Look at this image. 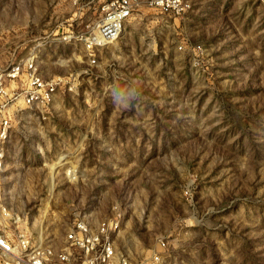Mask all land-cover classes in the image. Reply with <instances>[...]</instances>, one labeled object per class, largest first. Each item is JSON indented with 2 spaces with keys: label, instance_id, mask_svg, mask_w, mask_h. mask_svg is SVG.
I'll return each instance as SVG.
<instances>
[{
  "label": "rangeland",
  "instance_id": "374dc122",
  "mask_svg": "<svg viewBox=\"0 0 264 264\" xmlns=\"http://www.w3.org/2000/svg\"><path fill=\"white\" fill-rule=\"evenodd\" d=\"M101 2L0 0V68L33 56L63 79L10 109L0 200L56 248L81 218L117 219L132 264H264V0L141 1L93 52L63 40Z\"/></svg>",
  "mask_w": 264,
  "mask_h": 264
},
{
  "label": "built area",
  "instance_id": "2783aa9c",
  "mask_svg": "<svg viewBox=\"0 0 264 264\" xmlns=\"http://www.w3.org/2000/svg\"><path fill=\"white\" fill-rule=\"evenodd\" d=\"M141 1L161 13L174 16H182L191 8L190 0H102L100 13L88 24L86 32L80 36L69 34L63 40L77 38L93 52L98 46L121 36L126 21ZM92 56L95 62V56ZM9 80H19L21 85L9 87ZM62 81L60 77H43L33 56L0 68V172L5 165L12 127L10 109L21 104L27 107L49 104ZM21 221L20 216L12 213L0 200V264H132L128 256L117 253L113 241V235L119 229L117 219L102 220L93 226L81 218L67 233L66 245L58 248L37 242ZM158 260L156 255L154 261Z\"/></svg>",
  "mask_w": 264,
  "mask_h": 264
},
{
  "label": "clouds",
  "instance_id": "9594fccd",
  "mask_svg": "<svg viewBox=\"0 0 264 264\" xmlns=\"http://www.w3.org/2000/svg\"><path fill=\"white\" fill-rule=\"evenodd\" d=\"M123 107H128L129 105H127V104H124V105H122Z\"/></svg>",
  "mask_w": 264,
  "mask_h": 264
},
{
  "label": "bare ground",
  "instance_id": "6f19581e",
  "mask_svg": "<svg viewBox=\"0 0 264 264\" xmlns=\"http://www.w3.org/2000/svg\"><path fill=\"white\" fill-rule=\"evenodd\" d=\"M123 31H124V29H123ZM122 33H123V32H122ZM121 35H122V34H121ZM120 37H121V36H120ZM120 37H119V38H120Z\"/></svg>",
  "mask_w": 264,
  "mask_h": 264
}]
</instances>
